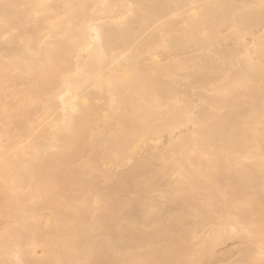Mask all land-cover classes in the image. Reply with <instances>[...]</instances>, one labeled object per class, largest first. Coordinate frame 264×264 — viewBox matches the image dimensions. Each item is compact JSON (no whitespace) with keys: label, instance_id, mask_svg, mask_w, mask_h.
Wrapping results in <instances>:
<instances>
[{"label":"bare ground","instance_id":"obj_1","mask_svg":"<svg viewBox=\"0 0 264 264\" xmlns=\"http://www.w3.org/2000/svg\"><path fill=\"white\" fill-rule=\"evenodd\" d=\"M264 0H0V264H261Z\"/></svg>","mask_w":264,"mask_h":264},{"label":"snow or ice","instance_id":"obj_2","mask_svg":"<svg viewBox=\"0 0 264 264\" xmlns=\"http://www.w3.org/2000/svg\"><path fill=\"white\" fill-rule=\"evenodd\" d=\"M261 257H262L261 264H264V247H262L261 249ZM17 264H23V262L19 260V257H17Z\"/></svg>","mask_w":264,"mask_h":264},{"label":"rangeland","instance_id":"obj_3","mask_svg":"<svg viewBox=\"0 0 264 264\" xmlns=\"http://www.w3.org/2000/svg\"><path fill=\"white\" fill-rule=\"evenodd\" d=\"M220 264H224V263L220 262Z\"/></svg>","mask_w":264,"mask_h":264}]
</instances>
